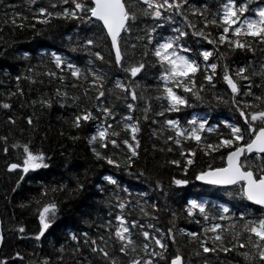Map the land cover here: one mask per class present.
Listing matches in <instances>:
<instances>
[{"label":"trees","instance_id":"obj_1","mask_svg":"<svg viewBox=\"0 0 264 264\" xmlns=\"http://www.w3.org/2000/svg\"><path fill=\"white\" fill-rule=\"evenodd\" d=\"M52 2L56 0H35L34 3L32 0H0V104L10 105L7 109L0 107V137L7 138L6 144L0 140V260H4L5 264H112L113 260L115 264H130L132 259H136L170 264L171 259L179 254L182 264H253L239 254L248 252L251 255L250 247L237 248L228 253H204L198 240L187 233L196 232L199 239L211 248L213 234L203 229L212 223H220L223 228L229 229L227 232L217 230L224 236V246L232 247L236 241L229 225L235 223L236 230H239L242 223L240 213L258 209L238 194V186L225 189L204 186L196 182L195 176L201 171L225 165V150L205 155L203 146L215 144L220 136L229 134L230 129L225 127V122L243 126L239 112L233 105L234 99L239 107L249 101L258 105L252 109L254 111L264 108V102L255 100V96L264 98V76L260 75L261 64L264 63V44L248 38L253 40L252 52L231 50L226 44L218 43L214 48L206 40L193 36L181 16L164 13L172 18L153 21L150 17H139L131 22V31L122 33L119 42L124 55L123 66L117 67L102 25L97 27L95 23L87 25L79 20L55 18L48 24H41L32 18L36 8H47ZM224 2L226 0H188L187 5L182 6L183 15L199 30L204 27L203 18L193 15V10L204 11L211 19L210 14L218 11ZM236 2L240 3L241 0ZM261 6H264V0H251L248 4L253 10ZM254 14V11H250L245 15ZM13 19L16 24L12 23ZM21 23L25 26H16ZM149 28L155 29L151 45L146 39ZM174 28L187 33L180 38L182 48L178 50L179 53L200 65L195 76L197 87L201 83L207 86L203 80L207 62L200 56L202 50L213 51L209 61L217 63L218 67L213 75L215 87H206L200 93L202 99H195L182 88L173 86V90L188 101V106H181L179 112H168L165 110L167 100L161 95L165 86L159 78L161 68L151 49H154L156 41L177 35ZM205 31L217 37L221 30L209 25ZM86 38L96 41L91 50L82 46ZM185 48L189 51L182 50ZM90 51H99L103 60H98ZM53 53L79 68L82 75L73 77L67 63L57 68ZM139 63H144L145 68L136 77L124 71L125 67ZM239 67H246L249 80L239 79L235 75ZM225 68L240 88L235 97L223 80ZM90 71L103 79L94 85ZM207 71L212 72L211 69ZM48 72L55 75L49 76L46 74ZM17 76L21 77L19 81L15 79ZM117 80L125 86V90L114 87ZM169 86H172L171 83ZM133 89L136 100L128 95ZM100 90L104 96L97 101ZM245 91H251L252 95L246 96ZM214 96L222 99L217 100ZM41 101L49 103L43 104ZM129 103L133 104L131 111L127 107ZM104 107L110 109V117L97 111ZM82 109L91 111L95 119L87 123L82 121L81 126L75 128L71 121ZM126 117H131V120L126 121ZM193 117L206 121V127H214L215 131L202 132L199 144L181 138L182 143L178 147L168 140L169 136L176 137L166 120H179L181 126L186 128L187 121ZM10 118L14 123L10 122ZM28 118L32 120L31 125L27 122ZM125 122L136 124L138 128L135 133L138 158H133V164L127 171L123 161L127 149H123V145V151L114 150L110 144L101 149L98 140L94 145L98 151L113 155V158H117L116 153L119 152L122 166L116 168L104 160H98L88 143L97 127H106L107 124L119 132V139L131 140V134L123 128ZM14 143L21 146L27 144L33 152L42 151L49 165L23 173L24 179L19 185L16 181L20 179L21 171H7L9 163H21L23 159V148L13 149L11 146ZM5 146L8 147L7 154L3 151ZM181 149L185 151V157L194 161L188 165L186 173L183 168L186 160L180 155ZM188 150L193 153L191 157H188ZM249 156L259 164L254 154ZM170 160H178L179 166L169 164ZM241 162H244V158ZM106 175L113 177L117 184L104 181ZM173 178L186 179L188 184L173 185ZM157 183L162 187L158 189ZM78 184L83 187L78 189ZM61 185L64 186L62 190ZM53 188L58 190L52 191ZM42 190L47 191L48 195L42 196ZM117 196L126 204L124 210L115 206ZM190 198L205 203L209 215L207 223L198 211L189 217L183 210ZM50 201L56 203L57 212L52 218L51 227L37 241L38 208ZM224 207L229 209L224 213L227 218L213 219ZM144 212L148 215H144ZM117 214L124 218L133 242L126 245V253L119 251L122 244L115 236L116 227L119 226L115 219ZM255 215L258 217L260 213L256 212ZM21 227L23 232L19 231ZM170 229L172 238L168 235ZM144 231L149 232L150 237L161 239L167 247L160 249L151 239L146 241L142 235ZM71 234H75L78 240H72ZM84 234H87L86 237ZM246 235H241V242L247 243ZM92 240L108 252L107 258L91 251ZM144 243L149 244L147 250L142 247ZM153 250L163 252L165 258L152 256Z\"/></svg>","mask_w":264,"mask_h":264},{"label":"snow or ice","instance_id":"obj_2","mask_svg":"<svg viewBox=\"0 0 264 264\" xmlns=\"http://www.w3.org/2000/svg\"><path fill=\"white\" fill-rule=\"evenodd\" d=\"M34 2L35 0H32V3ZM250 2L251 0H241L240 3H237L236 0H226V2L220 5L218 11L210 14L211 19L208 18V15L204 11H197L194 9L193 15H200L203 18L204 27L199 30L196 24L189 21L188 17L183 15L182 6L187 5L188 0H134V2L131 3L129 0H56V2L50 3L47 8H36L35 13L38 15L34 14L32 18L36 19L41 24H48L52 18H55L74 21L79 20L87 25H93L95 23L97 27L102 25V31L106 33L107 38L111 41V50L115 53V64L117 67H122L124 54L121 51L119 43L122 38V33L130 32L131 22L137 21L139 17H150L153 21L172 18L171 16H165L164 13H172L173 15L181 16L187 27L191 30L193 36L206 40L207 43L212 44L214 48L218 43L220 45L226 44L231 50L239 49L252 52L251 43L253 40L260 44H264V6L256 7L253 10L248 7ZM250 11H254V16L245 15ZM25 19H27V17H25ZM12 23L16 24V21L13 19ZM209 25L221 30L217 37H213L212 33L205 31ZM16 26L24 27L25 25L21 23ZM30 26L34 27L35 25ZM154 31V28H149L146 34V39L150 45L154 42ZM173 31L177 35L156 41L154 49H151V54L156 58V62L161 68L159 78L164 81L165 85L163 93L161 94L162 97L167 100V108L165 110L168 112H179L181 106H188V101L183 96L178 95L173 90V86L182 88L185 93H190L195 99H202L200 93L205 91L206 87H215L213 75H215L218 64L209 61V57L213 55V51L202 50L200 52V56L207 62L203 75V80L207 82V86L201 83L199 87H197L195 76L200 65L197 61L185 55H181L178 51L182 48L179 42L180 38L186 36L187 33L180 28H174ZM248 38H253V40H249ZM141 39H143V37H141ZM95 43L96 41L93 38H86L83 40L82 46L91 50V47ZM182 50L185 52L189 51V49L186 48ZM90 54L94 55L98 60H103L99 51H90ZM145 55H147V51ZM53 62L57 68H61L62 64L67 63L60 55L55 53H53ZM89 63H91V61ZM67 68L73 77L79 78L82 75L81 70L71 63H67ZM144 68V63H139L125 67L124 71L129 73L132 77H136ZM207 69H211L212 72L209 73ZM261 69L262 72L260 75L264 76V63L261 64ZM246 71V67H239L235 75L239 79L247 81L249 80V76L246 74ZM46 74L49 76L55 75V73L52 72ZM89 75L92 76V83L94 85L103 79V77L96 72L90 71ZM253 75H257V73H253ZM15 79L19 81L21 77L17 76ZM61 79H63V77H61ZM223 80L231 90L233 97H235L238 91H240V88L232 76L229 75V70L227 68H225ZM169 83H171L172 86H169ZM102 87L103 85H101V88ZM114 87L119 90H125V86L119 80L115 82ZM257 87H259V85H257ZM17 91H20V89L17 88ZM244 94L246 96L252 95L251 91H245ZM9 95H12V93H9ZM128 95H131L132 100L137 99L134 89L129 91ZM102 96H104V92L100 90L96 97L97 101H99V98ZM159 98L160 97H158V99ZM214 98L217 100L222 99L219 96H214ZM255 100L264 102V98L261 96H255ZM41 103L48 104L49 102L41 101ZM233 105L239 112V116L243 121V126L225 122V127L230 129L229 134L227 136H220L218 142L215 144L208 143L203 146L205 155H208L210 152H218L221 149L225 150L227 153V155L223 157L226 161L225 166L201 171L196 174L195 179L210 185L238 186V194L246 201L251 202L252 205L259 207L258 209L240 213V221H242V223L239 230H236L235 223L229 225V228L232 229L233 239L236 241L232 247L224 246V236L217 230L222 229L227 232L229 229L223 228L220 223H212L203 229L204 232H211L213 234L211 237L213 247L211 248L206 246L203 240L199 239L196 232H189L187 235L194 240H198L199 247L204 253H215L217 251L228 253L237 248L243 249L250 247L252 249L251 255L248 252H241L239 254L243 256L246 261H252L253 264H264V108L254 111L252 109L257 108L258 105L252 104L249 101H245L244 106L239 107L235 99L233 100ZM0 107L7 109L10 105L3 103L0 104ZM127 107L129 111H131L133 104L129 103ZM97 111H102L106 117L112 115L110 109L107 107L102 109L98 108ZM157 114L162 115L163 113ZM90 119H95L92 112L82 109L79 114L75 115L71 124L73 127L79 128L82 121L87 123ZM125 120L130 121L131 117H126ZM10 122L14 123V121H11V118ZM27 122L31 125V118H28ZM165 123L175 132L176 137L174 139L172 136H169L168 140H172L178 147L181 146V138L184 140L190 139L199 144L202 140V132L215 131L214 127H206V121L202 119L198 120L195 117L187 121L186 128L181 126L179 120L168 119ZM123 128L131 134V140L119 139V132L112 130V125L107 124L106 127L98 126L97 131L91 136L88 143L92 146L93 155L98 160H104L108 165H113L116 168L122 166L119 152L116 153L117 158H113V155H104L96 149L94 146L95 143L98 140L101 149L106 148L109 144L114 150L123 151V149H127V153L123 156L125 171H127L133 164V158H138V151L136 150L138 147V140L135 136L138 128L136 124L128 122L123 124ZM245 137H247V139ZM0 140L5 141V144L7 143L6 137H0ZM121 145H123V149H121ZM11 147L13 149H17L18 147L23 148L22 162H13L7 165L8 172H12L13 170L21 171L22 174L20 179L16 181L17 185L24 179L23 173H28L30 170L35 171L40 168H47L49 166L45 162L46 156L42 151L33 152L27 144L21 146L14 143ZM168 150L171 151L172 149ZM3 151L7 154L8 147L5 146ZM192 154V151L188 150V157H191ZM247 154H254L259 160V164L252 161V157ZM180 155L181 157H185V151L183 149H181ZM242 157L244 158V162H241ZM185 160L186 162L183 168L186 173L188 165H191L194 161L187 157H185ZM249 161H251V163ZM168 163L177 166L180 164L178 160H170ZM140 174L143 175V172ZM103 180L108 184H117V181L111 176L106 175L103 177ZM171 183L176 186H181L188 184V180L173 178ZM63 187L64 186L61 185L60 190H62ZM81 187L83 186L77 185L78 189ZM156 187L159 189L162 185L157 183ZM57 190L56 188L52 189V191ZM41 195L46 196L48 192L42 190ZM37 203L39 204L40 202L37 201ZM21 206L23 207V205ZM115 206L121 210L126 208V204L119 196H117V203ZM245 207L247 208L248 206ZM153 208H155V205H153ZM183 210L189 217H192L194 213L198 211L206 223L209 219L205 203L197 199H187ZM143 211V208H141V212ZM228 211L229 209L227 207L222 208L220 214L213 217V219H226L227 217H225L224 213ZM56 212L57 205L54 201L44 203L42 207L38 208L39 231L35 235L37 241H39L46 230L51 227L52 218L56 215ZM256 212L260 213L258 217L255 215ZM144 215H148V213L144 212ZM115 219L119 222V226H117L115 230V236L122 244L119 251L121 253H126V245H132L133 243L129 236V229L125 226V220L120 214H117ZM132 225L133 227L135 226V221L132 222ZM148 227L151 228L152 225L149 224ZM19 231L23 232L24 229L21 227ZM157 231L160 230L157 229ZM242 234H247V243L241 242L240 237ZM84 235L86 237L87 234ZM142 235L146 241L149 239L154 241L155 246L160 249H165L167 247L161 239L155 236L150 237L147 231L142 232ZM168 235L169 238H172L171 229ZM70 238L72 240H78L75 234H71ZM101 239L103 238L101 237ZM142 247L144 250H147L149 244L144 243ZM90 248L93 253H101L105 258L109 255L104 248L97 245L95 240L90 242ZM16 255L19 256V253ZM151 255L159 257L160 259L165 258L163 252H156L155 250L152 251ZM0 264H5V261L0 260ZM112 264H115L114 260ZM130 264H155V262L152 260L139 261L132 259ZM170 264H182V257L179 254L175 255L171 259Z\"/></svg>","mask_w":264,"mask_h":264},{"label":"water","instance_id":"obj_3","mask_svg":"<svg viewBox=\"0 0 264 264\" xmlns=\"http://www.w3.org/2000/svg\"><path fill=\"white\" fill-rule=\"evenodd\" d=\"M93 20H94V18H93ZM109 39V38H108ZM109 41H110V39H109ZM110 44H111V41H110ZM113 54H114V56H115V53L113 52ZM248 156L249 155H251V154H247ZM243 158V157H242ZM242 158H241V160H242ZM225 163H226V161H225ZM225 166V165H224ZM197 181V180H196ZM198 183H201V184H205V185H208V186H216V187H224V188H227V187H232V185H223V186H220V185H210V184H207V183H205V182H203V181H197ZM247 202H249V201H247ZM250 204H251V202H249ZM254 206H256V205H254ZM256 207H259V206H256ZM1 243H2V236H1V234H0V246H1Z\"/></svg>","mask_w":264,"mask_h":264},{"label":"bare ground","instance_id":"obj_4","mask_svg":"<svg viewBox=\"0 0 264 264\" xmlns=\"http://www.w3.org/2000/svg\"><path fill=\"white\" fill-rule=\"evenodd\" d=\"M226 65V64H225ZM197 182V181H196ZM198 183V182H197ZM200 185H204V186H208V185H205V184H201V183H198ZM211 187H215V188H219V189H225L224 187H216V186H211ZM233 187V186H232ZM227 188H230V187H227Z\"/></svg>","mask_w":264,"mask_h":264}]
</instances>
